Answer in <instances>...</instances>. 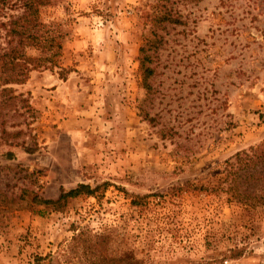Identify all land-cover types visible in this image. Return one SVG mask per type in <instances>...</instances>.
I'll return each mask as SVG.
<instances>
[{
  "label": "rangeland",
  "instance_id": "374dc122",
  "mask_svg": "<svg viewBox=\"0 0 264 264\" xmlns=\"http://www.w3.org/2000/svg\"><path fill=\"white\" fill-rule=\"evenodd\" d=\"M161 4L178 22L159 30L147 92L139 48ZM21 13L0 6V50ZM39 20L62 47L0 83V101L2 87L15 96L0 190L106 185L60 208L0 209V264H264V205L231 199L223 172L236 152L264 153V0H50Z\"/></svg>",
  "mask_w": 264,
  "mask_h": 264
},
{
  "label": "trees",
  "instance_id": "16d2710c",
  "mask_svg": "<svg viewBox=\"0 0 264 264\" xmlns=\"http://www.w3.org/2000/svg\"><path fill=\"white\" fill-rule=\"evenodd\" d=\"M10 0H0V6L8 4ZM22 7V13L8 23L6 35L10 36L6 48L0 50L1 69L5 76L1 77V85L23 83L28 73L32 70L46 67L53 61L61 49L62 33L57 35L49 25L39 20V8L47 5L50 0H18ZM198 1V0H195ZM14 4V3H13ZM162 9L150 17V36L139 48V68L142 75L143 86L150 92L151 85L148 79L153 74L151 66L153 53L157 50L161 39L160 31L167 24L177 23L170 9L161 4ZM38 50L37 55L29 54L28 49ZM6 94L0 101V113L5 107H12L15 96L12 87H2L1 94ZM11 153H7L9 156ZM224 181L227 184L224 191L234 201L246 206L257 207L264 205V153L257 155L246 151L236 152L232 159L225 162L223 168ZM106 184L91 187L89 184L78 183L68 190L61 189L54 199L32 196L27 199L24 196L13 197L0 190V209H18L31 207L32 205H48L60 208L68 199L80 195L96 196L97 191ZM36 264V263H35Z\"/></svg>",
  "mask_w": 264,
  "mask_h": 264
}]
</instances>
